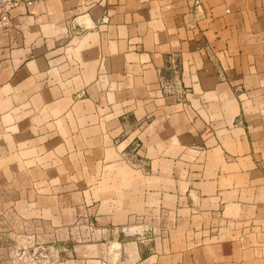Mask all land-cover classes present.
I'll return each instance as SVG.
<instances>
[{"label": "crops", "instance_id": "crops-1", "mask_svg": "<svg viewBox=\"0 0 264 264\" xmlns=\"http://www.w3.org/2000/svg\"><path fill=\"white\" fill-rule=\"evenodd\" d=\"M17 1L0 29V250L264 264V0Z\"/></svg>", "mask_w": 264, "mask_h": 264}, {"label": "built area", "instance_id": "built-area-1", "mask_svg": "<svg viewBox=\"0 0 264 264\" xmlns=\"http://www.w3.org/2000/svg\"><path fill=\"white\" fill-rule=\"evenodd\" d=\"M17 3V0H0V29L8 27L11 24L10 10Z\"/></svg>", "mask_w": 264, "mask_h": 264}, {"label": "rangeland", "instance_id": "rangeland-1", "mask_svg": "<svg viewBox=\"0 0 264 264\" xmlns=\"http://www.w3.org/2000/svg\"><path fill=\"white\" fill-rule=\"evenodd\" d=\"M10 242H11V238H9L7 235L5 234L0 235V249L3 247V243H10ZM15 258H16L15 254L2 252L0 250V264H18L16 260L15 261L13 260Z\"/></svg>", "mask_w": 264, "mask_h": 264}]
</instances>
